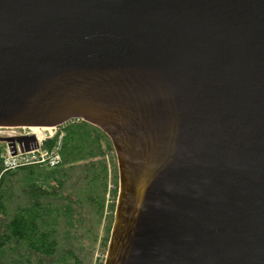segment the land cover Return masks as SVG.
I'll list each match as a JSON object with an SVG mask.
<instances>
[{"label": "water", "instance_id": "obj_1", "mask_svg": "<svg viewBox=\"0 0 264 264\" xmlns=\"http://www.w3.org/2000/svg\"><path fill=\"white\" fill-rule=\"evenodd\" d=\"M71 120L115 154L103 264H264V0H0V127Z\"/></svg>", "mask_w": 264, "mask_h": 264}, {"label": "trees", "instance_id": "obj_2", "mask_svg": "<svg viewBox=\"0 0 264 264\" xmlns=\"http://www.w3.org/2000/svg\"><path fill=\"white\" fill-rule=\"evenodd\" d=\"M61 127L59 164L26 165L0 175V264H91L105 195L117 196L115 154L97 127L82 120ZM105 155L111 165L109 190ZM109 206L103 255L115 204Z\"/></svg>", "mask_w": 264, "mask_h": 264}, {"label": "rangeland", "instance_id": "obj_3", "mask_svg": "<svg viewBox=\"0 0 264 264\" xmlns=\"http://www.w3.org/2000/svg\"><path fill=\"white\" fill-rule=\"evenodd\" d=\"M68 122H70V121H68ZM65 124H63V125H65ZM61 126L62 125H60L57 128V131L55 129H51L50 132H52V134H53V136L51 138H49V130H47V129L38 128V130L35 131V130H32L31 128H26V127H21V128H19V127H17V128L16 127H14V128H11V127H0V137L21 136V135L32 134V133L35 134V132H38L39 133V137L41 136V138H45L42 141V148L43 149H46L48 152H50V151L57 152L58 155H59V157H60V161L58 162V164H59L61 162V154H60V151H61V141H62V138L64 137V131L61 129L62 128ZM58 130H60V131H58ZM40 139H38V140H40ZM50 139H52V141L50 143H47V141H49ZM6 146L7 145H6L5 142H0V158L5 153ZM105 161L107 163V180H108V182H107V189L109 190L112 187L111 186V183H110L111 165H110V161H109V156L105 155ZM45 167L51 168L50 166H45ZM52 167H54V166H52ZM116 167H117V165H116ZM2 173L3 172H2V169H1L0 175ZM117 193H118V191H117ZM116 200H117V196L116 197L115 196H111L110 193H107L105 195L104 213L102 215L103 216V220H102V223H101V226H100V230H99V234H98V237H97V240H96V243H95L94 252L92 254L91 264H98V262L101 261V260L104 261V257H105L104 255L105 254L103 255L101 253V251H100V249H101V242H102V240H104V238H103V224L105 223V220H107V217L111 213V210H110V206L109 205L110 204H113V203L115 204Z\"/></svg>", "mask_w": 264, "mask_h": 264}, {"label": "built area", "instance_id": "obj_4", "mask_svg": "<svg viewBox=\"0 0 264 264\" xmlns=\"http://www.w3.org/2000/svg\"><path fill=\"white\" fill-rule=\"evenodd\" d=\"M58 127L59 126L47 127V130H49V138L53 136L52 132H50L51 129H55L57 131ZM32 134L35 136V142L23 141L21 142V146L17 142H15V153L10 150V147L6 143L7 146L5 153L1 156L2 172L12 171L19 167L32 164L45 165L50 167L58 164V162L60 161L58 153L55 151L48 152L46 149H43L42 141L45 138H41L40 140H38L37 136L34 133ZM25 147H28V149H25Z\"/></svg>", "mask_w": 264, "mask_h": 264}, {"label": "bare ground", "instance_id": "obj_5", "mask_svg": "<svg viewBox=\"0 0 264 264\" xmlns=\"http://www.w3.org/2000/svg\"><path fill=\"white\" fill-rule=\"evenodd\" d=\"M30 128H31L32 130H35V131H37L38 128H41V129H47V128H43V127H30ZM35 134H36V136H37L38 139L41 138V136L39 137V133H38V132H35Z\"/></svg>", "mask_w": 264, "mask_h": 264}, {"label": "flooded vegetation", "instance_id": "obj_6", "mask_svg": "<svg viewBox=\"0 0 264 264\" xmlns=\"http://www.w3.org/2000/svg\"><path fill=\"white\" fill-rule=\"evenodd\" d=\"M0 142H2V141H0Z\"/></svg>", "mask_w": 264, "mask_h": 264}]
</instances>
